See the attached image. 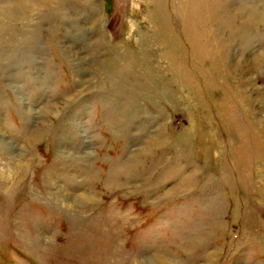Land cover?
I'll return each mask as SVG.
<instances>
[{
    "label": "rangeland",
    "instance_id": "1",
    "mask_svg": "<svg viewBox=\"0 0 264 264\" xmlns=\"http://www.w3.org/2000/svg\"><path fill=\"white\" fill-rule=\"evenodd\" d=\"M0 264H264V0H0Z\"/></svg>",
    "mask_w": 264,
    "mask_h": 264
}]
</instances>
